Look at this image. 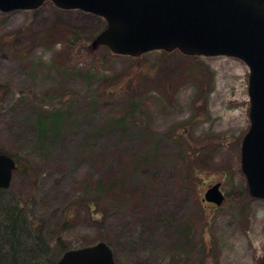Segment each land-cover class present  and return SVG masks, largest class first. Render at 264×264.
<instances>
[{
  "label": "rangeland",
  "instance_id": "1",
  "mask_svg": "<svg viewBox=\"0 0 264 264\" xmlns=\"http://www.w3.org/2000/svg\"><path fill=\"white\" fill-rule=\"evenodd\" d=\"M103 23L51 2L0 12V153L19 166L0 222L28 225L16 263L2 241L0 264H55L100 241L115 264H261L264 200L240 164L248 67L92 49ZM60 115V133L42 130ZM217 183L224 201L204 203Z\"/></svg>",
  "mask_w": 264,
  "mask_h": 264
},
{
  "label": "water",
  "instance_id": "2",
  "mask_svg": "<svg viewBox=\"0 0 264 264\" xmlns=\"http://www.w3.org/2000/svg\"><path fill=\"white\" fill-rule=\"evenodd\" d=\"M46 0H0V11L30 10ZM62 9L100 16L106 28L92 40L119 55L137 57L178 49L186 55L228 56L249 68L250 126L240 147L248 191L264 200V0H50ZM15 164L0 154V188L9 187ZM219 183L204 200L220 205ZM56 264H114L103 242L64 253ZM264 264V261L263 263Z\"/></svg>",
  "mask_w": 264,
  "mask_h": 264
},
{
  "label": "trees",
  "instance_id": "3",
  "mask_svg": "<svg viewBox=\"0 0 264 264\" xmlns=\"http://www.w3.org/2000/svg\"><path fill=\"white\" fill-rule=\"evenodd\" d=\"M105 27V23H103L102 28L99 30L102 31ZM62 124V116H56V121L54 124H50L49 122L44 121V123L42 124V130H48V131H53L54 133H60L61 132V128L58 124ZM57 137V134H54ZM55 138V137H54ZM1 192V191H0ZM22 227H28L27 224H22L21 222L18 221V219L14 218L12 219V221L10 222V224L7 222H0V250H2V241H7L8 244V249H9V254H12L14 256H11V260L13 263H16V251L15 248L13 247L14 242L17 238H15L18 235V230ZM5 248V247H4ZM65 251V248H62ZM7 252V251H6ZM20 257H22L21 255H24L23 253H19ZM5 259H8V254L3 256ZM9 257V259H10ZM11 262V263H12Z\"/></svg>",
  "mask_w": 264,
  "mask_h": 264
},
{
  "label": "bare ground",
  "instance_id": "4",
  "mask_svg": "<svg viewBox=\"0 0 264 264\" xmlns=\"http://www.w3.org/2000/svg\"><path fill=\"white\" fill-rule=\"evenodd\" d=\"M230 114V116L231 117H233V118H235V117H238L239 116V114L238 113H235V114H231V113H229Z\"/></svg>",
  "mask_w": 264,
  "mask_h": 264
}]
</instances>
